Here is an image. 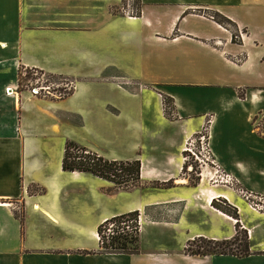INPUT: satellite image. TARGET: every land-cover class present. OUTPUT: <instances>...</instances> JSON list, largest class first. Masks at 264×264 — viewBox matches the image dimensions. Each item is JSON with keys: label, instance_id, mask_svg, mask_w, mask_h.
<instances>
[{"label": "crops", "instance_id": "1", "mask_svg": "<svg viewBox=\"0 0 264 264\" xmlns=\"http://www.w3.org/2000/svg\"><path fill=\"white\" fill-rule=\"evenodd\" d=\"M125 2L0 0V264H264V211L238 190L264 196V0H140L137 15L120 11ZM214 11L236 22L239 42ZM34 68L84 78V125L92 118L113 134L110 159L141 160L139 186L110 193L108 180L64 171L69 137L57 164L26 156L36 139L25 105L39 96L19 93V77ZM69 97H41L54 109L53 133ZM208 121L214 163L196 161L192 185L187 147ZM220 172L235 184L214 182ZM220 198L238 208L252 254L186 251L198 237L236 235L237 219L212 204ZM136 210L139 253H100L98 226Z\"/></svg>", "mask_w": 264, "mask_h": 264}, {"label": "trees", "instance_id": "2", "mask_svg": "<svg viewBox=\"0 0 264 264\" xmlns=\"http://www.w3.org/2000/svg\"><path fill=\"white\" fill-rule=\"evenodd\" d=\"M138 8L140 12L139 0ZM212 16L221 25L232 30L234 41L239 42V27L236 22L218 11H214ZM34 70L40 72L43 75H46L42 70H39L37 68H34ZM26 73L28 77L29 73H31V70L28 69ZM23 74L24 71H20V91L23 87ZM70 90L65 94H61L59 98H64L69 94L72 95L75 91V87L72 93H70ZM49 93L51 94V92ZM47 96L50 95L48 94ZM164 109L165 115L169 119H175V102L173 98L167 95H164ZM208 125L209 121L205 126L206 131H208ZM186 156H188V154H186ZM188 164L193 165V169L191 171V184L197 185L200 180V171L198 169L199 165L196 161L188 160L185 169H187ZM62 167L64 171L90 172L95 176L112 182L114 184V188L109 190V192L111 193L119 189H132L136 186H139L141 180L142 162L140 159H109L73 139H68L65 143ZM194 173H198V176H195ZM155 185L170 187L174 185V180L162 183L156 182ZM212 204L216 208L223 210L224 212L232 215L237 219L236 235L231 239L222 241L212 240L205 237H198L194 240H191L187 244L186 251L192 255L231 254L238 256H247L252 254L249 243V233L242 227L240 223L238 208L233 206L228 200L224 198L214 200ZM140 215V211L136 210L116 215L102 222L98 226V233L100 237V253H139V238L141 227ZM235 248H237L238 251H236Z\"/></svg>", "mask_w": 264, "mask_h": 264}, {"label": "rangeland", "instance_id": "3", "mask_svg": "<svg viewBox=\"0 0 264 264\" xmlns=\"http://www.w3.org/2000/svg\"><path fill=\"white\" fill-rule=\"evenodd\" d=\"M125 3L127 4V1ZM139 3L141 6L140 0ZM120 11L124 13L123 8ZM131 14H139L138 0H131ZM26 71L27 70H24V72ZM108 73L112 74L115 72L110 70ZM26 77L27 73L23 74V87L19 93L29 92L34 95L31 92L32 89L30 90L32 86L37 87L40 92L38 94L39 97L36 95L38 99H31L25 105V120L29 123L30 127L33 128L34 131L31 130L33 133L32 136L36 139V141L32 142L30 145L33 147L30 152L28 151L29 145H26V156L32 154L36 156L46 155L50 157L53 164H57L63 155L64 139L66 137L72 138L109 159V155L116 153L117 145L113 142L114 136L110 131L98 126L96 121H93L92 118H90V124H87L88 126L84 125V118L81 117L82 114L80 113L83 109L82 94L85 92V84L83 83L84 78L74 77V83H76V90L78 91L71 97H69L71 94L65 96L64 98H69L59 102L60 108L62 109L60 116L64 118L65 122L64 125H61L58 132L53 133L52 124L54 123V115L52 112L54 109L52 107L49 108V101L42 98L48 97V94L54 96V98H59L61 94L68 92L71 87L70 93H72L74 91V83L70 78L66 79L65 77L50 74L43 75L34 69H31V73H29L27 78ZM95 85L96 84H94V86ZM96 91L97 87H95V92ZM49 92H51L52 95ZM256 123L261 131L264 132V117L257 120ZM51 134L53 136L49 138ZM37 136L39 137L37 138ZM208 137L209 135L206 134L205 138L207 141L209 140ZM194 138H196V136ZM199 140V138H196L197 146H200ZM192 158L193 157H190L189 160L191 161ZM194 161L197 160L194 159ZM194 175L198 176V173H194ZM235 250L238 251L237 248H235Z\"/></svg>", "mask_w": 264, "mask_h": 264}, {"label": "built area", "instance_id": "4", "mask_svg": "<svg viewBox=\"0 0 264 264\" xmlns=\"http://www.w3.org/2000/svg\"><path fill=\"white\" fill-rule=\"evenodd\" d=\"M126 1H127V4L125 7H123V10H124V12L131 13V0H126ZM24 74H26V72H24ZM10 89L11 88H7L6 91L8 94L11 95L12 90H10ZM30 90L34 95H37V96L40 93L38 88L35 86H32L30 88ZM204 133L208 134V131H206L204 129L196 137V138L200 139L199 140L200 146H197L196 138H193L190 141V143L188 144L187 152H189L190 154L187 156V159H189L190 157H193L200 164H202L203 162H206V161H210L213 164L214 160L212 158V154H211V151L209 149V144H208L209 140L208 141L206 140V138H205L206 134H204ZM213 181L214 182H222L225 184H232V185L235 184V180H234L233 176L229 173H223V172H220L215 178H213ZM238 190H240L242 195L245 197V199L247 200L251 209H253L254 211H257V212L264 211V196L254 194L252 192H248V191H245L243 189H238Z\"/></svg>", "mask_w": 264, "mask_h": 264}, {"label": "bare ground", "instance_id": "5", "mask_svg": "<svg viewBox=\"0 0 264 264\" xmlns=\"http://www.w3.org/2000/svg\"><path fill=\"white\" fill-rule=\"evenodd\" d=\"M223 197V196H222Z\"/></svg>", "mask_w": 264, "mask_h": 264}]
</instances>
